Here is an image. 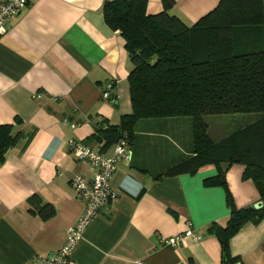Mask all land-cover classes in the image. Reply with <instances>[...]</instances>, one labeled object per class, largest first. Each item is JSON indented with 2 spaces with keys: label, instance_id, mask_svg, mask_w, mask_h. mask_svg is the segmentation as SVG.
<instances>
[{
  "label": "crops",
  "instance_id": "crops-1",
  "mask_svg": "<svg viewBox=\"0 0 264 264\" xmlns=\"http://www.w3.org/2000/svg\"><path fill=\"white\" fill-rule=\"evenodd\" d=\"M105 1L28 0L0 36V125H10L11 135L22 133L0 161V264H41L62 245L83 210L70 179L92 174L88 164L75 159L67 140L96 146L89 139V118L100 115L118 123L131 111L127 76L132 66L119 31L103 19ZM173 1L170 12L188 26L219 2ZM162 10L161 0H146L148 14ZM108 81L111 101L101 99ZM173 121L179 126V119ZM163 138L170 140L160 121H138L130 140L132 158L117 163L111 180L118 196L86 228L71 255L75 264H221L219 241L208 228L225 225L230 210L223 187L203 183L216 167L165 174L183 156L172 148L166 158ZM243 171V165L233 164L225 175L237 208L260 200ZM31 199L51 205L53 215L41 218ZM188 226L197 239L161 243ZM229 252L238 258L234 264H264V218L242 226L229 239Z\"/></svg>",
  "mask_w": 264,
  "mask_h": 264
},
{
  "label": "trees",
  "instance_id": "trees-1",
  "mask_svg": "<svg viewBox=\"0 0 264 264\" xmlns=\"http://www.w3.org/2000/svg\"><path fill=\"white\" fill-rule=\"evenodd\" d=\"M163 10L148 14L146 0H107L105 23L124 40L130 69L127 82L131 111L118 123L90 117L89 136L107 153L123 136L128 143L139 120H190V150L165 174L195 173L213 164L216 174L206 186H221L230 210L225 225L208 230L220 244L221 264H234L229 239L245 224L264 218V0H219L217 6L188 26L170 12L173 0H161ZM241 114L239 127L217 141L207 133L204 117ZM22 133L0 125V161ZM233 164L244 166L242 178L251 179L263 206L237 208L225 178ZM30 204L41 218L53 215L49 204Z\"/></svg>",
  "mask_w": 264,
  "mask_h": 264
},
{
  "label": "built area",
  "instance_id": "built-area-1",
  "mask_svg": "<svg viewBox=\"0 0 264 264\" xmlns=\"http://www.w3.org/2000/svg\"><path fill=\"white\" fill-rule=\"evenodd\" d=\"M28 0H0V36L6 32V22L20 13ZM112 81H108L101 91V99L111 101L110 91ZM71 127L77 123L64 120ZM67 146L76 160L88 164L92 174L85 176L76 173L70 179V185L75 191L76 198L83 203V210L76 222L67 228L62 245L51 256L41 259V264H75L72 252L76 244L92 221L118 194L111 184L119 161H130L132 149L125 136L121 137L112 147L110 153L99 151L97 146L90 145L84 140L69 138ZM197 239L190 226L183 232L160 239L162 244L178 245L183 238ZM138 264H142L138 262Z\"/></svg>",
  "mask_w": 264,
  "mask_h": 264
},
{
  "label": "rangeland",
  "instance_id": "rangeland-1",
  "mask_svg": "<svg viewBox=\"0 0 264 264\" xmlns=\"http://www.w3.org/2000/svg\"><path fill=\"white\" fill-rule=\"evenodd\" d=\"M244 115L241 114H217V115H208L207 118L204 117L206 125H207V133L211 140L217 141L220 138H222L224 135L227 134L228 130L231 131L232 129H235L236 127L240 126L241 118ZM175 118H169V119H158L160 121V126L165 130V132L168 131V134L170 136L169 138H163L166 140L165 145L162 146L165 148V154L166 158L170 157L172 154L170 150L172 148L175 149V151L179 150V153L181 156L185 155V150H190V143L188 142V147H186L187 144H184V141L187 139H190V120L188 117L184 118H176L179 119L178 125L170 124L171 121H173ZM174 122V121H173ZM164 137V136H162ZM172 138V139H171ZM162 144V143H161ZM184 147V150L182 151L181 148ZM177 153V152H175ZM175 156V155H174ZM164 164V163H163ZM171 167V166H169ZM169 167H166L164 170L167 171ZM164 171V172H165Z\"/></svg>",
  "mask_w": 264,
  "mask_h": 264
},
{
  "label": "water",
  "instance_id": "water-1",
  "mask_svg": "<svg viewBox=\"0 0 264 264\" xmlns=\"http://www.w3.org/2000/svg\"><path fill=\"white\" fill-rule=\"evenodd\" d=\"M254 208H260L263 206V202L261 200L257 201L253 204Z\"/></svg>",
  "mask_w": 264,
  "mask_h": 264
}]
</instances>
